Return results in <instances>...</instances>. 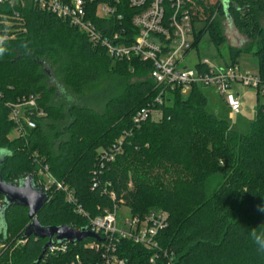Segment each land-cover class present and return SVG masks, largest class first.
<instances>
[{"label": "trees", "instance_id": "16d2710c", "mask_svg": "<svg viewBox=\"0 0 264 264\" xmlns=\"http://www.w3.org/2000/svg\"><path fill=\"white\" fill-rule=\"evenodd\" d=\"M82 1L98 27L107 22L96 16L98 7L110 5L121 17L115 26L133 34L136 11L127 0ZM187 8L194 23L204 24L194 30L192 51L206 33L213 44L225 43L220 20H229L252 41L229 48L233 63L241 53L253 54L264 79V0H188ZM0 37L7 48L0 56V171L5 183L29 179L44 192L47 168L91 218L116 205L133 217L166 212L168 225L159 243L177 264H264V253L250 235L253 229L264 230V213L258 211L264 205V105L245 136L206 111L201 88H193L186 101L178 90L166 104H154L150 63L111 60L85 34L31 4L0 7ZM105 77H115L121 91L103 97V113L57 104L64 88L83 95ZM30 98L45 117L36 120L35 129L23 125V135L10 141L8 133L16 126L8 119L7 105ZM142 109L159 112V120L134 125ZM114 145H122L121 152L106 162L102 157ZM44 193L48 202L37 214L42 227L88 229L64 192L51 186ZM0 215V264H69L76 256L101 264V254L86 248L91 239L68 244L65 253L47 249L40 260L48 240L29 236L28 211L10 206ZM51 245L62 244L53 239ZM119 254L129 264H151L153 257L130 241H122ZM164 263L161 257L153 264Z\"/></svg>", "mask_w": 264, "mask_h": 264}, {"label": "built area", "instance_id": "2783aa9c", "mask_svg": "<svg viewBox=\"0 0 264 264\" xmlns=\"http://www.w3.org/2000/svg\"><path fill=\"white\" fill-rule=\"evenodd\" d=\"M136 14L132 17L129 29L117 27L113 22L120 21L116 9L110 5H101L96 16L107 20L104 27H98L87 16L86 6L82 0L64 2L62 0H0V7L15 8L31 4L57 19L66 22L71 28L85 34L95 46L101 47L111 60L133 61L150 63L152 70L150 80L157 91L154 104L163 105L172 99L178 90L189 92L193 88L213 89L224 101L229 112L236 116L241 113V102L234 93V87L242 86L253 88L264 95V79L250 74L242 75L237 64L233 63L225 68L213 69L205 61L198 65L196 70L183 66L187 55L192 51L194 43V30L198 23L187 8L188 0H127ZM131 35V36H130ZM133 36V37H132ZM131 41V42H130ZM10 114L9 121L16 126L18 133L27 129L36 128V120L45 117L39 108L37 100L23 99L15 104L7 105ZM156 111L150 109L140 110L133 119L134 125L146 122ZM122 145H114L102 157L106 162H112L121 152ZM44 192L51 186L65 193L67 202L75 208V212L88 221L89 233L96 235L99 241L92 240L86 248L101 254V264H129L119 254L122 241H130L153 253L150 263L163 257L164 264H177L173 254L164 252L160 247V234L167 228L168 214L164 211L152 212L143 217H133L124 221L126 230L117 227V205L106 210L96 218H91L78 205L68 188L57 182L45 168ZM94 176H98L94 173ZM40 187V186H38ZM98 187L95 182L92 191ZM42 188V187H40ZM114 200L115 196L111 195ZM5 200L0 196V209ZM130 213V212H129ZM69 242L61 246L51 245L48 250L65 253ZM69 264H88L76 256ZM91 264V263H90Z\"/></svg>", "mask_w": 264, "mask_h": 264}, {"label": "rangeland", "instance_id": "374dc122", "mask_svg": "<svg viewBox=\"0 0 264 264\" xmlns=\"http://www.w3.org/2000/svg\"><path fill=\"white\" fill-rule=\"evenodd\" d=\"M260 23L264 27V16L260 17ZM220 26L225 36V43L215 45L211 42L210 35L206 33L200 40L198 47L191 51L183 62V66L196 70L198 65L208 61V65L213 69L225 68L233 64L229 48L234 46L235 49H241L252 43L250 39L238 33L232 24L227 20H220ZM196 30L204 28V24L198 23L195 26ZM231 46V47H232ZM237 66L242 75L250 74L259 76V61L253 54L241 53L236 59ZM64 92L58 95L57 104L67 108L73 105H83L103 113V97H111L117 95L121 91V86L115 77H105L97 85H93L83 95H74L68 89L64 88ZM234 93L241 102L240 115L230 116L226 104L223 99L214 92L213 89L204 88L202 90L206 100V111L216 114L221 120L227 121L229 127L233 131H237L242 135L251 133V122L255 119L257 110L264 105V95L253 88L236 86ZM190 93L182 92L181 98L183 101L188 100ZM105 102V101H104ZM153 121H158L159 112L153 113L151 116ZM9 119V118H8ZM23 133H18L17 130L8 133V139L12 141L20 137ZM211 194V192H210ZM130 218L129 210L126 207H120L117 212V227L120 230H126L124 221Z\"/></svg>", "mask_w": 264, "mask_h": 264}, {"label": "water", "instance_id": "95a60500", "mask_svg": "<svg viewBox=\"0 0 264 264\" xmlns=\"http://www.w3.org/2000/svg\"><path fill=\"white\" fill-rule=\"evenodd\" d=\"M3 157L0 153V165L2 164ZM0 196L5 200V206L0 210V214L10 206L26 209L28 211V218L31 221L29 236L48 240V243L42 250L40 260H42L47 249L51 246L53 239L60 244L64 242H69L70 244L82 243L86 239L99 241L96 235L89 233L87 230L77 231L67 226L42 227L38 222L37 214L48 202V197L43 191L34 187L32 181L29 179L19 185L7 184L3 181L0 171ZM1 217L2 215H0V220Z\"/></svg>", "mask_w": 264, "mask_h": 264}, {"label": "clouds", "instance_id": "9594fccd", "mask_svg": "<svg viewBox=\"0 0 264 264\" xmlns=\"http://www.w3.org/2000/svg\"><path fill=\"white\" fill-rule=\"evenodd\" d=\"M4 45L5 38L0 37V56H3L7 51V48ZM258 211L264 213V205L258 206ZM250 235L252 237L253 242L257 245L258 250L264 253V230L257 232L255 229H253Z\"/></svg>", "mask_w": 264, "mask_h": 264}, {"label": "crops", "instance_id": "0c3cea01", "mask_svg": "<svg viewBox=\"0 0 264 264\" xmlns=\"http://www.w3.org/2000/svg\"><path fill=\"white\" fill-rule=\"evenodd\" d=\"M228 21H229V20H228ZM231 46H232V45H231ZM231 46H230V47H231ZM232 47H234V46H232ZM214 92H215V91H214ZM223 102H224V101H223ZM226 107H227V106H226ZM227 110H228V108H227ZM230 114H231V113H230ZM230 116H234V115L231 114Z\"/></svg>", "mask_w": 264, "mask_h": 264}]
</instances>
